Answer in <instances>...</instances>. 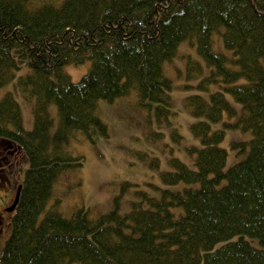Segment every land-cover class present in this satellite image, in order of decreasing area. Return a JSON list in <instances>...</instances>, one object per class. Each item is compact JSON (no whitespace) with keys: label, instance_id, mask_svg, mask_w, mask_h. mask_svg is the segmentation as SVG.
I'll use <instances>...</instances> for the list:
<instances>
[{"label":"trees","instance_id":"obj_1","mask_svg":"<svg viewBox=\"0 0 264 264\" xmlns=\"http://www.w3.org/2000/svg\"><path fill=\"white\" fill-rule=\"evenodd\" d=\"M221 27L233 56L213 50ZM184 41L196 44L209 69L204 75L188 59V79L200 80L186 87L222 88L185 98L201 118L190 127L200 139L188 149L195 168L172 158L173 170L161 176L174 188L137 192L141 199L125 213L119 198L98 217L86 207L69 217L47 209L56 179L84 165L70 142L90 137L94 125L107 135L99 101L135 93L159 122L176 114L164 65ZM87 60L89 72L73 82L65 66ZM12 81L0 101V171L20 152L29 166L0 264H264V0H0V89ZM16 93L31 104L32 130ZM225 113L237 118L226 126L251 133L233 143L244 156L226 171L225 131L210 125Z\"/></svg>","mask_w":264,"mask_h":264},{"label":"rangeland","instance_id":"obj_2","mask_svg":"<svg viewBox=\"0 0 264 264\" xmlns=\"http://www.w3.org/2000/svg\"><path fill=\"white\" fill-rule=\"evenodd\" d=\"M224 30L221 27L213 33V50L233 56V52L224 45ZM190 58L202 64L204 75L209 72L196 44L189 41L181 43L177 55L164 65L165 75L171 77L174 83L171 109L176 114L170 115L168 119L163 118L159 122L154 107L151 110L139 108L135 93L118 98L112 103L99 101L97 114L107 127V135L94 125L89 130L90 137L82 133L70 142L69 150L83 155L84 165L68 170L56 179L47 209L53 207L69 217L76 209L86 207L90 209L92 217H98L112 211L119 198V210L125 213L130 210L132 201L141 199L137 192L145 191L152 196H159L161 190L174 188L166 184L161 176L173 170L170 164L172 158H178L195 168L196 154H190L188 149L192 146L199 147L200 139L193 135L190 127L201 118L194 117L186 108L185 98L201 91L186 87L195 86L200 80H189L187 77L186 62ZM91 67L92 61L87 60L80 65L68 64L65 71L73 82H79ZM240 82H244V79ZM13 86L14 81L0 89V101L6 93L13 91ZM218 90L222 91V88L217 84L210 87V92ZM210 92L201 94L208 97ZM15 98L21 107L25 129L32 130L34 115L31 104L25 101L21 94L16 93ZM226 98L238 112L241 111V104L231 94L226 93ZM54 108L55 106L52 109L53 114ZM236 120L237 118L225 113L221 121L210 123L212 131H225V138L221 143L228 154L225 171L244 156L233 148V143L246 142L251 138L249 131L226 126ZM174 132L181 136L179 140L174 138ZM152 160H157L158 165L155 166ZM6 163L0 171V209L3 205L11 203L15 188L22 184L29 166L23 152L7 159ZM124 183L131 185L124 188ZM12 217V214H5L3 222L0 223V253L10 238Z\"/></svg>","mask_w":264,"mask_h":264},{"label":"flooded vegetation","instance_id":"obj_3","mask_svg":"<svg viewBox=\"0 0 264 264\" xmlns=\"http://www.w3.org/2000/svg\"><path fill=\"white\" fill-rule=\"evenodd\" d=\"M17 188H18V185L15 188L14 195H13L11 203H7V204L3 205L2 209H0V223L3 222V217H4L5 214H7V215L12 214L13 215V213L15 211V210L14 211H9V209L12 207V205L14 203V199H15V196H16Z\"/></svg>","mask_w":264,"mask_h":264},{"label":"water","instance_id":"obj_4","mask_svg":"<svg viewBox=\"0 0 264 264\" xmlns=\"http://www.w3.org/2000/svg\"><path fill=\"white\" fill-rule=\"evenodd\" d=\"M21 189H22V184L19 185V187H18V190H17V193H16V197H15V201H14L12 207L9 209V211H14L15 210V208L17 206V203H18V200H19V197H20Z\"/></svg>","mask_w":264,"mask_h":264}]
</instances>
